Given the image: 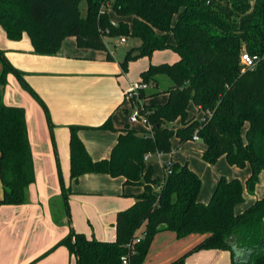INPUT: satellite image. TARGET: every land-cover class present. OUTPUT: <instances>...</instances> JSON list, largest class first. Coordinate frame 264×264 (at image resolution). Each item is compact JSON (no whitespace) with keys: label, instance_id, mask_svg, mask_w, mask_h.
<instances>
[{"label":"trees","instance_id":"obj_1","mask_svg":"<svg viewBox=\"0 0 264 264\" xmlns=\"http://www.w3.org/2000/svg\"><path fill=\"white\" fill-rule=\"evenodd\" d=\"M109 10L130 18V27L113 24ZM0 27L10 41L26 34L33 52L43 56H55L67 37H73L78 48L104 52V38L138 39L139 47L120 64L123 70L130 61L156 51L178 55L176 62L150 65L141 74L140 82L155 88L160 86L158 77L169 80L163 92L168 95L165 104L138 107L151 133L125 127L118 131L109 157L93 161L77 136L82 128L69 127L70 181L85 174H105L123 177L125 185L143 187L135 202L117 213L115 240L99 241L69 231L58 245L67 247L76 264H123V257L128 264H142L162 229L179 238L204 236L186 255L220 250L229 252L231 264H264V197L235 214L234 208L244 200L242 184L220 177L209 202L202 204L197 200L201 180L186 164L164 165L159 182L144 159L146 154L170 153L173 137L181 146L196 132L206 147L202 161L212 165L223 156L230 166L249 165L245 186L254 192L260 175L264 176V61L246 69L240 54H264V0H0ZM170 35L174 43H169ZM0 64L1 83L13 74L41 105L52 130L45 104L2 51ZM144 93L140 92V99ZM190 104L203 114V121L189 118ZM176 121L179 128L169 126ZM98 129L114 131L109 121ZM58 177L69 219V189L59 169ZM34 180L25 111L6 106L0 96V204H23ZM186 255L171 264H184Z\"/></svg>","mask_w":264,"mask_h":264},{"label":"crops","instance_id":"obj_2","mask_svg":"<svg viewBox=\"0 0 264 264\" xmlns=\"http://www.w3.org/2000/svg\"><path fill=\"white\" fill-rule=\"evenodd\" d=\"M169 41L174 43L171 37ZM139 45L137 39L135 47ZM0 51L45 104L52 125L51 130L41 105L21 87L13 74H7L5 83H1L3 67L0 64L2 102L25 111L35 176L23 204H0V264H76V258L67 247L58 245L69 231L72 229L99 241L115 240L117 213L129 208L137 193L143 192V187L125 185L123 177L112 178L105 174H85L76 182L70 181L69 127L82 128L77 136L93 161L107 159L119 130L125 127L145 130L143 126L141 129L131 127L129 121L122 118L121 112L127 110L128 103L125 94L131 84L141 80L142 71L162 63H149L144 57L135 63L129 62L123 70L108 47L106 52L81 49L73 37L64 39L55 56L37 55L26 34L18 41H10L1 27ZM144 92L147 97L160 94L151 84ZM196 111L202 118L203 114L197 108ZM192 117L189 114V118ZM106 121L114 131L98 129ZM186 143L177 144V149ZM205 149V145L195 146V157L182 162L175 160L170 152L168 160L161 162L162 169L171 161L186 164L201 180L197 200L202 204L209 202L220 177L238 179L244 200L234 208L235 214L264 197L263 175L254 192L249 193L245 181L251 174L250 167L230 166L223 156L214 164H207L201 159ZM58 169L65 188L69 189V219L61 198ZM162 180L160 177L159 182ZM2 195L0 181V199ZM203 237L192 234L179 238L174 232L162 229L153 237L142 264H171L191 251ZM184 264H231V259L228 251L200 250L186 255Z\"/></svg>","mask_w":264,"mask_h":264},{"label":"rangeland","instance_id":"obj_3","mask_svg":"<svg viewBox=\"0 0 264 264\" xmlns=\"http://www.w3.org/2000/svg\"><path fill=\"white\" fill-rule=\"evenodd\" d=\"M108 15H109V18L113 24L124 23V24H127V26H129V27L131 25V19L128 17L118 16L111 10L108 11ZM170 37L173 38L172 35H170ZM125 39L126 40H125L124 44L118 45L117 44L118 38L110 40L109 43H108V39L104 38L105 42L108 43L107 47L112 52L113 57L116 61L122 62L125 55L127 54V52H129L131 50L135 51L137 49L135 47L137 39L132 38V37H126ZM169 43H170V41H169ZM142 59H144V57L134 59V60L130 61V63H135V62L142 60ZM177 60H178V55L172 50L157 51L155 53H152V55L150 57H146V62H149V63H150V61H152V62L155 61L153 63H167V64L171 63L172 64ZM128 65H129V63H128ZM142 73H143V71L140 73L139 78L141 77ZM158 80H159L160 86L158 85L159 87H156V89H157L156 93H160V94H155L153 96L147 97L148 94L144 93V97L140 99L141 104H144L147 106H152V105H163L167 102L168 98L166 96V93H163V92L167 88V86L169 85V80L164 76L158 77ZM152 87H154V86L152 85ZM126 101L128 102L126 107H125V108H127V110L126 111L123 110L121 112V114L123 116L122 118L124 120L128 121V118H129L131 111H132L131 104H132V106H134V104L135 105H137V104H136V100H135V102L132 101L131 104H130L129 100H126ZM140 103H138V104L140 105ZM188 113L191 114V116L196 117L197 119L200 118V116L197 115V111H196L195 106L192 104H190L188 106ZM130 126L137 128V129H141L140 128L141 125L137 124V123L136 124H130ZM169 126H172L174 129H177V128H179L180 123L175 122L174 125H169ZM177 144H178L177 139L175 137H173L171 139V144H170L171 153L173 154L174 159L178 160L179 162H182L186 159L194 158L195 154L193 153V148L195 146H198V147L203 146V144L201 142L195 143V142L189 141L184 146L177 149ZM167 160H168V154H161V156H159L158 154H153L152 157L146 162V167H151L152 176L154 178L163 177L164 170L162 169L161 162L162 161L166 162ZM138 193H137V195H139Z\"/></svg>","mask_w":264,"mask_h":264},{"label":"built area","instance_id":"obj_4","mask_svg":"<svg viewBox=\"0 0 264 264\" xmlns=\"http://www.w3.org/2000/svg\"><path fill=\"white\" fill-rule=\"evenodd\" d=\"M107 7H108V4H106L104 6V8H107ZM125 40L126 39L124 37H120V38H118L117 44L122 45L125 43ZM260 61H264V54L261 56L260 55H250V54L245 53V52L240 54V64L246 69L254 68ZM149 88H150L149 84H146V83L140 82V81L135 82V83L131 84V86L128 89V91L126 92L125 96H126V99L129 100L130 102H132V101L135 102V100H136V104H137V105L134 104V106H132V104H131L132 111H131V114L128 118L129 123L130 124H136V123L140 124L141 126L144 127V129L146 131L151 133L152 128H151L150 123L147 121L145 116L140 113V109L138 108V107H141L143 105L140 103V97H139L140 92L146 91ZM138 103H140V105ZM200 120L203 121V116ZM191 141H193V142L199 141V138H198V135L196 132L193 134ZM151 155L152 154H146L144 157L145 161L148 160ZM139 240H140V237L135 238L134 242H138ZM122 263L128 264L126 257L122 258Z\"/></svg>","mask_w":264,"mask_h":264},{"label":"water","instance_id":"obj_5","mask_svg":"<svg viewBox=\"0 0 264 264\" xmlns=\"http://www.w3.org/2000/svg\"><path fill=\"white\" fill-rule=\"evenodd\" d=\"M157 179V181H159V178H156Z\"/></svg>","mask_w":264,"mask_h":264}]
</instances>
